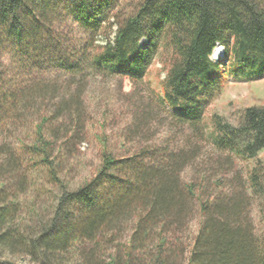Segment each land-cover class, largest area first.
<instances>
[{
	"label": "trees",
	"instance_id": "trees-1",
	"mask_svg": "<svg viewBox=\"0 0 264 264\" xmlns=\"http://www.w3.org/2000/svg\"><path fill=\"white\" fill-rule=\"evenodd\" d=\"M158 58L165 78L146 94ZM225 66L264 76V0H0V264H264V105L238 126L213 115L222 156L209 158L210 178L182 180L204 151L200 124ZM98 79L132 84L120 93L130 125L113 137L86 106ZM163 119L196 140L135 144ZM89 138L99 163L77 183ZM231 153L255 161L248 176Z\"/></svg>",
	"mask_w": 264,
	"mask_h": 264
},
{
	"label": "rangeland",
	"instance_id": "rangeland-1",
	"mask_svg": "<svg viewBox=\"0 0 264 264\" xmlns=\"http://www.w3.org/2000/svg\"><path fill=\"white\" fill-rule=\"evenodd\" d=\"M218 48L222 50V53L219 56H214L213 54V61H218L224 57V47L218 46ZM225 68L226 72H228L229 67L225 66ZM227 75L224 92L207 107L205 118L200 124V130L203 135H199V138L203 142L204 151L198 161L184 169L182 180L186 183L198 182L201 180V176L210 178L213 170L210 171L212 165L209 158L212 155L215 157L222 156L215 151L210 137V134L214 131L212 116L217 114L231 125L238 126L244 109L251 106L264 105V76L251 81H244L230 75L229 72ZM164 78L165 72L160 58H158L144 78L142 88L145 93L152 94V90L158 88L159 82ZM132 89V84L128 80L122 82L120 79H98L91 82L85 98L91 120L96 125V128L101 127L100 123H102L105 116L107 121L106 134L113 137L120 131L128 128L130 125L128 112L130 111L123 102L120 93H131ZM98 132L103 133V130L99 128ZM195 140L196 134L193 130L188 128L183 129L182 126L176 127L171 124L169 119H163L156 121L149 128L145 140H136L135 144L141 147L178 148L188 146ZM232 155L248 176L250 170L255 165V161H247L241 155ZM80 156L79 163L71 171V175L77 183L82 176L88 174L99 163L98 142L93 138L86 140L80 147ZM259 159L264 162V150L259 154ZM251 212L257 230H261V207L257 199H254ZM202 220L203 218L197 203L191 223L192 238L198 234Z\"/></svg>",
	"mask_w": 264,
	"mask_h": 264
},
{
	"label": "bare ground",
	"instance_id": "bare-ground-1",
	"mask_svg": "<svg viewBox=\"0 0 264 264\" xmlns=\"http://www.w3.org/2000/svg\"><path fill=\"white\" fill-rule=\"evenodd\" d=\"M221 53H222V50L219 49V48H216L215 51H214V56H215V55H216V56H219V55H221Z\"/></svg>",
	"mask_w": 264,
	"mask_h": 264
}]
</instances>
